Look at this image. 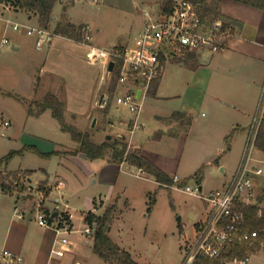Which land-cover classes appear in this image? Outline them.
I'll return each mask as SVG.
<instances>
[{"label":"rangeland","instance_id":"374dc122","mask_svg":"<svg viewBox=\"0 0 264 264\" xmlns=\"http://www.w3.org/2000/svg\"><path fill=\"white\" fill-rule=\"evenodd\" d=\"M157 1L159 0L55 1L53 12L58 19L57 23L71 20L80 24L77 26L90 29L86 31L89 35L88 40L82 36L83 40L80 43L86 44V48L81 47L78 50L80 57L64 58L65 60H60L57 65L67 72V77L71 80L70 90L80 95V98H69L68 102L76 106L77 111L86 109L85 99L96 68L92 65H101L106 80V85L99 91L100 95L104 94L106 97V113L97 108L94 111L96 114H106L113 126L102 124L106 123L103 114L91 128L92 119L96 117L94 114L89 118L84 130L97 144L107 141L108 135L111 136L108 141L119 138L114 136L116 132L127 136L125 141L127 144L129 141L127 126L134 119V115L127 107L117 105L115 102L117 95L124 92V86L120 85V90L115 94L117 70L114 68L112 73H108V64L105 60L103 64H99V61L89 64L86 59L88 47H91L92 43L95 47L122 53L126 43L131 44L137 34L143 14L154 13V4ZM215 1L206 0V7L214 9ZM1 4L4 3H0V9ZM20 23L30 27L36 26L33 20ZM55 24H51V28H54ZM3 37L8 40V44L0 48V172L31 168L36 170L31 178L32 183L36 184L42 178L38 168L50 164L51 156H41L35 148L38 146L39 150L47 149L44 138H48L51 131H55L56 135L61 134L48 117L27 122L23 73L19 65V54L13 52L12 48L24 40H28L31 45L34 37L27 36L25 31H13L11 28L3 35V22L0 21V40ZM187 62L188 59L184 66L177 63L164 65L157 98L148 96L144 99L138 121L142 130H135L131 141L142 144L167 174H177L186 180L185 185L160 186L155 184L153 178L140 179L129 175L127 172L135 174L137 169L128 170L125 166V173H120L116 190L110 199V204H115L117 209L111 220L110 236L138 264H184L185 246L194 241L196 224L203 218L202 214H205L204 211L207 209L204 201L186 193L184 187L197 188L199 185L192 176L201 170V175L206 178L202 192L219 188L217 179L225 180L229 177L237 167L243 152L241 146L225 156L229 143H218L216 129L211 123L214 99L205 94L198 82L199 77L206 73L203 66L205 63L200 61L201 68L195 72L186 67ZM43 92V87L39 86L36 95L42 96ZM174 110L186 111L191 118V124L189 121L191 126L184 120L179 127L165 134L164 130H160L163 127L161 128L158 123L159 117L167 116ZM258 115L257 105L252 119ZM5 122L7 126L4 125ZM120 123L124 125L120 126ZM62 135L70 141L68 134ZM220 149L218 154L217 150ZM128 150L134 151L129 147ZM10 152L12 154L5 159ZM254 153L260 157L263 152L255 149ZM223 166L226 167L225 174L221 171ZM5 177V181L12 187H26L25 173L14 172L11 175L7 173ZM95 179L97 182L93 183ZM255 181L254 195L258 201L264 203V178ZM71 182L73 186L84 185L73 197L74 209L71 210L76 226L83 229L80 219L86 206L91 204L89 196L104 200L109 186L107 183H101L97 175L86 183L80 176L77 178L71 176ZM104 209L103 206L98 207L97 213L102 215ZM258 258H262L264 263L263 251L257 255V260ZM94 259H81L80 262L106 264L100 258Z\"/></svg>","mask_w":264,"mask_h":264},{"label":"crops","instance_id":"0c3cea01","mask_svg":"<svg viewBox=\"0 0 264 264\" xmlns=\"http://www.w3.org/2000/svg\"><path fill=\"white\" fill-rule=\"evenodd\" d=\"M161 1L162 0H159L154 4V13L145 12L143 14L142 22L137 28V31L144 24L147 14L154 15L156 13L155 10L160 8ZM217 5L219 18L233 27L234 36L219 53L209 57L207 62L203 65L206 73L199 77L198 82L204 89L205 94L210 95L214 99V103L212 104L213 117L211 123L216 129L215 132L218 143H229V148L225 153L226 156L237 147L242 146L244 150L249 131L248 129L251 124L250 122L252 116L256 113L259 103L258 101L264 83V4L261 8H255L234 0H218ZM1 6L0 21L3 22V35L9 29V27L6 26V20L13 22H28L33 20L36 23L35 27L38 26L37 17L32 13L15 9L12 6L7 7L4 4H1ZM57 22L58 19L54 16L52 10L50 25L56 23V27L59 24L68 22L75 26L80 25L71 22V20L64 21L63 23ZM20 24L27 26L23 23ZM50 25L46 30L53 33V36L40 50L35 47V39H33L34 41L31 45L28 40L20 41L13 46L12 50L16 54H19V65L23 73L24 89L26 93L24 103L26 105L27 122L31 120L38 121L48 117L52 120L61 136L58 135V133L56 135L55 131H51L48 134V138H44L45 141L43 140L47 143V149L39 150L40 148L38 146V149L35 148L37 153H52L49 158V161H51L50 164L38 168L39 173L42 175L38 183H32L31 178L36 170L31 168H19L13 171L4 170L0 172L1 182L5 181L7 173L11 175L14 172H21L25 173L26 177V187L17 188L11 186L10 192H4L0 188V264H9V262L3 258V251H8L20 257L21 264H82L80 262L81 259L95 260L94 258L96 257L100 258L93 250V236L82 233V230L88 227L84 222L85 214L87 212H92L95 215H100L97 213L98 207H107L111 205L110 199L116 190L115 186L120 173H125V166L128 170L137 169V173L135 174L127 172L135 178H152L140 169L130 166L125 162L121 164L111 163L108 160V156L104 159L89 160L82 153L76 155L70 154V152L78 149V143L74 142L68 133L61 130L59 122L54 119L49 109L38 112L36 103L40 102L46 94H52L62 103L64 122L67 125L74 126L80 132H84L85 125L91 116L95 114L96 121L98 122L104 114H96L94 109L97 108L101 111H105V113L107 110V102L103 107L98 106L100 88L106 85L101 65H92L96 67V72L94 71L90 80L91 84L87 92V99H85L86 102L84 101L86 103V109L77 111L76 106L68 102L69 98H80V95L78 93L76 95V93L70 90L71 80L68 79L67 72L61 70L57 65L60 60L64 61L66 58L78 59L80 57L78 50L81 47L86 48V44L81 45L80 42L71 38L56 35L54 33L55 27L51 28ZM1 40L0 48H3L4 45L1 44ZM127 44L130 43H126V45ZM91 47L99 50H106L95 47L92 43ZM98 63L103 64V60H99ZM200 68L201 65L198 63L194 71L198 72ZM161 79L162 74L158 81L155 98H157ZM39 86L43 87L44 92L42 96L36 95ZM119 86L120 85L116 86L115 94L120 90ZM123 89L125 91L126 88L124 87ZM146 97L148 96L142 99L141 109ZM28 107L31 109L32 114H28ZM140 111L136 115L132 113L134 119L130 121L127 126L129 128V141L127 145L129 148L137 150L143 157L147 158L165 175L172 179L173 176H177V174H167L162 166L156 162L154 156L146 151L142 144H138L137 142L131 143L135 130H142L141 126L138 124ZM175 113L180 114L181 117L172 119V115ZM104 115L106 123L102 122V124L112 127L113 125L110 120L107 118L106 114ZM184 120L187 124H189L190 121L191 124V118H189L186 111L174 110L167 116L159 117L158 123L161 125V128L163 127V129L160 130H164V133L168 134L170 130L179 127L180 123ZM121 125L123 126L124 123H120V126ZM232 130H235V132L227 141ZM62 134H68L70 141H68L66 137H63ZM114 136L119 138L124 137V141H126L127 138V136L121 132H116ZM220 151L221 149L217 150V153L219 154ZM254 156L258 155L254 153ZM237 167L229 174V177L225 178V180L223 178H218L219 188L215 189H220L227 185L235 174ZM225 169V166L221 168L224 174ZM94 175H97V177L99 176L101 183L108 184V193L104 200L100 197L96 199L94 196H89L90 198L88 199H90L91 204L88 203L89 206H86L87 208L81 215L82 217L80 220L82 221V226H84L83 229H81V227L76 226L74 222L75 218L71 210L74 209L73 197L84 185L80 184L78 186H73L71 176L75 178L80 176V178L85 181L84 183H86L90 178H93ZM178 178L179 182L177 184H181L184 180L181 177ZM255 179L254 193L256 187ZM205 181L206 178L202 176L199 185L201 190L203 189ZM96 182L97 179L93 180V183ZM154 182L159 185L155 180ZM4 183L9 184L6 181ZM257 202L264 208V203L258 200ZM37 208H41L46 214L64 212L70 217V222L75 232L68 237L71 246L63 257L58 258L51 254L55 238L54 232L49 227H41L37 224L35 221V211ZM204 212L205 214H202L203 218L199 220L198 223L207 217V209H205ZM110 234L111 224L108 236L112 240ZM120 248L122 247L120 246ZM260 252L262 251H258L251 255L250 264H264L262 258H258L257 260V255ZM103 262L109 264L104 260Z\"/></svg>","mask_w":264,"mask_h":264},{"label":"built area","instance_id":"2783aa9c","mask_svg":"<svg viewBox=\"0 0 264 264\" xmlns=\"http://www.w3.org/2000/svg\"><path fill=\"white\" fill-rule=\"evenodd\" d=\"M8 1L4 5L10 7ZM155 11L154 15H146L144 24L122 53L93 47H88L86 52L90 64L99 60H105L107 64L114 62L117 85L126 88L115 102L135 115L140 111L142 99L147 96L151 83L160 78L166 63L184 66L190 55H194L199 63H206L234 36L232 26L220 18L208 20L200 6L191 0H172L167 13L160 8ZM6 26L33 36L38 50L53 36V33L39 26H23L9 20H6ZM87 29L82 27L86 40L89 39ZM1 44H8V40L3 38ZM258 110L259 115L252 119L240 163L231 181L220 189L205 193L198 189L199 186L194 189L184 187L186 193L201 199L207 207V217L197 224L194 241L185 246L184 264L199 263L200 258L217 261L216 264H249L252 254L264 252V208L254 195V179L264 178V153L260 157L254 156V141L264 113V83ZM4 125L8 124L5 122ZM172 182L177 184L179 178L173 176ZM242 206L259 208L256 214V219L260 221L258 226L246 224ZM52 215L37 208L35 221L39 226L53 230L55 238L51 254L59 258L69 251L71 244L68 237L75 230L66 213L56 212L55 216ZM82 233L93 236L94 229L88 226ZM234 249L241 251V254L228 257ZM2 255L9 264H21V258L8 251H3Z\"/></svg>","mask_w":264,"mask_h":264},{"label":"trees","instance_id":"16d2710c","mask_svg":"<svg viewBox=\"0 0 264 264\" xmlns=\"http://www.w3.org/2000/svg\"><path fill=\"white\" fill-rule=\"evenodd\" d=\"M56 0H9V4L15 9L23 10L27 13H32L37 17L38 26L47 29L52 20V10ZM172 0H162L160 3V9L167 13L170 10ZM200 6L202 14L208 20H214L219 18L217 1L214 3V9L206 7V0H191ZM255 8H261L264 4V0H234ZM7 0H0V3H5ZM54 33L64 37L71 38L77 42H82L83 31L81 26H75L71 23L59 24L55 27ZM189 69L195 70L198 66V60L194 55L188 57L186 64ZM158 80L153 81L147 96L155 97ZM113 92V91H112ZM38 112H42L49 109L54 119H56L63 132L70 135L71 139L78 143V149L70 152L72 155L78 153L84 154L89 160L104 159L108 156V160L111 163L121 164L123 162L130 166L136 167L144 173L150 175L160 186H172V179L165 175L156 165L150 162L147 158L143 157L137 150L129 151L128 145L125 143L124 138H116L112 141H104L100 144L93 142L90 135L87 132H80L74 126L67 125L63 119V106L62 103L52 94H46L44 98L36 103ZM28 114H32L31 109L28 107ZM181 117L180 114L175 113L172 115V119ZM235 130L229 134L228 139L232 136ZM254 146L257 150L264 153V113L255 137ZM109 152V153H108ZM12 152H10L5 159H7ZM41 156H51L50 154H41ZM55 154V153H53ZM196 183L200 185L202 175L201 170L195 172L192 176ZM2 178V177H1ZM184 180L181 185H185ZM0 188L4 192L11 191V185L5 184L4 181H0ZM257 206H242L241 210L244 212L246 224L251 227H256L260 224V221L256 219L258 212ZM116 205L112 204L105 207L102 215H95L92 212H87L84 216V222L94 229L93 233V250L102 260L109 264H138L135 262L130 254L124 249L120 248L114 243L108 236L111 220L116 212ZM65 215V214H63ZM67 218V216H66ZM95 225V226H94ZM233 254L240 255L241 251L234 249L230 251L229 256ZM199 263L196 264H216L217 261H212L206 258H200Z\"/></svg>","mask_w":264,"mask_h":264},{"label":"water","instance_id":"95a60500","mask_svg":"<svg viewBox=\"0 0 264 264\" xmlns=\"http://www.w3.org/2000/svg\"><path fill=\"white\" fill-rule=\"evenodd\" d=\"M113 69H114V62L110 61L108 63V65H107V72L108 73H112ZM139 94H140V91L137 92V96H139ZM105 103H106V97H105L104 94H101L100 97H99V100H98V106L103 107V106H105ZM95 123H96V118H93L90 127L93 128ZM120 138H124V137H120ZM110 139H111L110 135L106 136V140L107 141L110 140ZM198 189L201 190V187L199 186ZM55 215H56V212L53 213L52 216H55Z\"/></svg>","mask_w":264,"mask_h":264}]
</instances>
